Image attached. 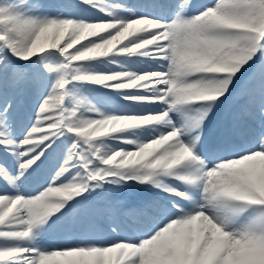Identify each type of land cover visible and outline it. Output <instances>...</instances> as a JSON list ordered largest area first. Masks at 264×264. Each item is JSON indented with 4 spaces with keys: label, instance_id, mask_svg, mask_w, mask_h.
<instances>
[{
    "label": "snow or ice",
    "instance_id": "6c2138e0",
    "mask_svg": "<svg viewBox=\"0 0 264 264\" xmlns=\"http://www.w3.org/2000/svg\"><path fill=\"white\" fill-rule=\"evenodd\" d=\"M0 264H264V0H0Z\"/></svg>",
    "mask_w": 264,
    "mask_h": 264
},
{
    "label": "rangeland",
    "instance_id": "374dc122",
    "mask_svg": "<svg viewBox=\"0 0 264 264\" xmlns=\"http://www.w3.org/2000/svg\"><path fill=\"white\" fill-rule=\"evenodd\" d=\"M61 2V0H47V3L49 4H56ZM204 2V0H193V3H202ZM244 77L241 76L237 82H236V87H239L243 81ZM236 87H234V91L236 90ZM241 101H234L231 97L229 98V100L225 101V103L223 105H221V107L218 109L217 112V119L218 120H228L231 117V114L236 110L237 105L240 103ZM126 215L122 217V221L126 224H133L136 223L138 220V217L135 216L137 219H132V216ZM56 234H53L49 237V239L51 240H56ZM105 238H114V237H110V236H106Z\"/></svg>",
    "mask_w": 264,
    "mask_h": 264
},
{
    "label": "bare ground",
    "instance_id": "6f19581e",
    "mask_svg": "<svg viewBox=\"0 0 264 264\" xmlns=\"http://www.w3.org/2000/svg\"><path fill=\"white\" fill-rule=\"evenodd\" d=\"M132 215V214H131ZM56 239H57V237H56Z\"/></svg>",
    "mask_w": 264,
    "mask_h": 264
}]
</instances>
